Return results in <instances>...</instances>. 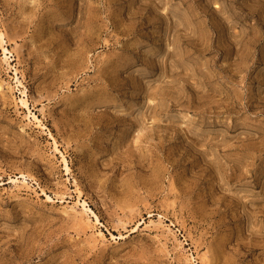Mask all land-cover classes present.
Segmentation results:
<instances>
[{"label":"rangeland","instance_id":"rangeland-1","mask_svg":"<svg viewBox=\"0 0 264 264\" xmlns=\"http://www.w3.org/2000/svg\"><path fill=\"white\" fill-rule=\"evenodd\" d=\"M0 36V264H264V0H0Z\"/></svg>","mask_w":264,"mask_h":264},{"label":"bare ground","instance_id":"bare-ground-1","mask_svg":"<svg viewBox=\"0 0 264 264\" xmlns=\"http://www.w3.org/2000/svg\"><path fill=\"white\" fill-rule=\"evenodd\" d=\"M2 36H0V39L2 40ZM24 97H25V94H24ZM22 103L24 104L25 107H28V103H27V100L26 98H22ZM36 118V117H35ZM65 160V159H64ZM66 161V160H65ZM15 182H17L18 180H14Z\"/></svg>","mask_w":264,"mask_h":264}]
</instances>
